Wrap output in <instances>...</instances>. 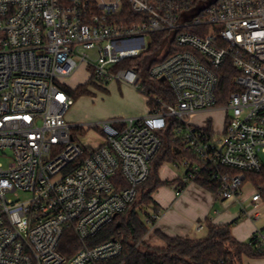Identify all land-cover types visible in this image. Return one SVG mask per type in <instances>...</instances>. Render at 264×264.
<instances>
[{"label": "built area", "instance_id": "obj_1", "mask_svg": "<svg viewBox=\"0 0 264 264\" xmlns=\"http://www.w3.org/2000/svg\"><path fill=\"white\" fill-rule=\"evenodd\" d=\"M163 32L148 80L168 83L173 100L125 65ZM228 60L236 89L218 103ZM83 65L95 82L129 85L154 104L140 117L71 123L65 80ZM215 110L226 112L222 131L191 122ZM85 125L100 129V144L78 142ZM170 127L186 153L174 162L185 168L180 190L205 182L238 198L246 173L264 168V0H0V157L11 153L0 161V264H126L121 240L88 241L135 201ZM19 192L29 197H10ZM262 200L256 189L254 208ZM68 235L79 244L70 257L61 250Z\"/></svg>", "mask_w": 264, "mask_h": 264}, {"label": "trees", "instance_id": "obj_2", "mask_svg": "<svg viewBox=\"0 0 264 264\" xmlns=\"http://www.w3.org/2000/svg\"><path fill=\"white\" fill-rule=\"evenodd\" d=\"M192 1L196 7H203L211 2V0ZM167 35L164 32L152 34L151 46L148 51L129 58L125 65L134 67L138 65L141 80L147 86L152 85L155 88L153 90L158 92L162 99L173 100L174 93L168 83L158 82L152 84L148 80L149 68L152 63H155L156 55L166 44ZM174 43L172 42L173 52L184 50L182 47L175 46ZM217 74L219 78L218 103H224L229 94L236 89L234 76L238 74V70L234 69L233 63L228 60L217 71ZM94 83L96 82L90 78L86 83L79 84L77 87L67 86L66 90L74 98V101H77L82 96L90 93L89 87ZM181 145L182 143L175 135L173 127L162 134L161 149L152 161L148 178L138 185L135 201L125 211L119 213L95 237L89 239L88 243L94 246L111 239L121 240L124 244V251L119 261H125L126 264H247L246 259L264 258V239H259L257 233L247 242L240 241L233 235L232 228L239 218L229 223H209L208 234L202 238L180 235L170 236L160 229H155V234L165 244L163 246H146V248H142L145 237L151 229L143 218V214L146 217H152V214L159 210V204L154 199V193L164 185L184 186V182L179 176L172 179H163L159 174V169L164 163H174L186 154L179 149ZM246 180L260 190L264 200V168L259 172H247ZM199 185L211 192L216 190L209 183L201 182ZM78 248V241L72 235L66 236L61 246L62 252L68 257Z\"/></svg>", "mask_w": 264, "mask_h": 264}, {"label": "rangeland", "instance_id": "obj_3", "mask_svg": "<svg viewBox=\"0 0 264 264\" xmlns=\"http://www.w3.org/2000/svg\"><path fill=\"white\" fill-rule=\"evenodd\" d=\"M214 1V0H211ZM92 67H87L86 65L81 66L77 69L70 77H68L65 82L71 87H77L79 84L86 83L91 77ZM144 85L143 80H141ZM150 81V80H149ZM152 84H157L154 81H150ZM149 83V84H151ZM148 87L154 91L155 89L152 85ZM90 93L82 96L74 105L69 109L66 114V118L73 124L79 125L84 123L98 122L108 119L109 117H119L122 119L129 117H140L147 114L148 108L151 104H148L144 94L129 85L119 83L115 80L96 82L90 85ZM155 92V91H154ZM159 96L160 94L156 92ZM154 103V102H153ZM226 117V112L223 110L215 111H205L195 115L191 122L196 125L206 126L211 125L216 131H222L224 128V120ZM211 118L209 122L208 119ZM76 139L84 147H95L102 141V136L100 129H96L89 126H84L75 130ZM11 153L7 152L6 156L0 157V161L8 165L10 162ZM185 173V168L183 166H176L174 163H164L159 169L160 176L165 178H175L183 177ZM176 185H164L161 186L155 193V197L163 201V204L170 205L172 199L176 196ZM256 192V188L245 184L243 187L242 194L239 195L238 201L229 200L227 205H224L227 200H218L217 210H227L231 212L230 214H236L239 216L241 211H247L251 215L255 211L261 213L260 219L257 224H261L264 220V200L262 204L257 209L254 208V203L252 201V195ZM10 197L21 200H25L29 197L27 193L19 192L17 194H12ZM173 202V201H172ZM177 208V207H176ZM175 208V209H176ZM151 211V209H149ZM183 211V210H180ZM187 215V214H186ZM188 216V215H187ZM143 218L147 221L150 217H146L143 214ZM151 229L145 237V243L142 248L146 246H156L157 242L153 241L158 237L155 234V226L149 224ZM207 230V229H206ZM206 230L199 233V235H204ZM159 238V237H158ZM161 239V238H160Z\"/></svg>", "mask_w": 264, "mask_h": 264}, {"label": "crops", "instance_id": "obj_4", "mask_svg": "<svg viewBox=\"0 0 264 264\" xmlns=\"http://www.w3.org/2000/svg\"><path fill=\"white\" fill-rule=\"evenodd\" d=\"M249 185L253 186L250 182ZM176 189L177 197L172 199L173 202L171 201L170 205L165 206L163 201L159 200L154 195V199L159 204L158 212L161 213V218L155 224V228L160 229L167 235L202 238L208 234L209 223H229L237 218L239 219L234 224L232 232L238 240L247 242L255 233L258 232H263L264 235V220L261 224H257L261 213L258 218H255L254 214L251 215L247 211H241L239 216H236V214L231 215V212L227 210L219 211L217 210V208H219L218 200L221 199L224 201V199H222L215 192L208 191L199 184H193L183 190H180V187H177L176 185ZM242 192L243 188L240 194H242ZM229 200H233L231 201V203H233L234 201H238V198L227 199L224 205H227ZM261 204L262 202L260 205ZM201 226L202 228H200ZM204 230H206L205 234L200 236L199 233ZM153 241L157 242L156 246H163L165 244L164 241L158 237H156ZM246 263L264 264V258L246 259Z\"/></svg>", "mask_w": 264, "mask_h": 264}, {"label": "water", "instance_id": "obj_5", "mask_svg": "<svg viewBox=\"0 0 264 264\" xmlns=\"http://www.w3.org/2000/svg\"><path fill=\"white\" fill-rule=\"evenodd\" d=\"M161 80H162V81H164V80H165V78L163 77Z\"/></svg>", "mask_w": 264, "mask_h": 264}]
</instances>
